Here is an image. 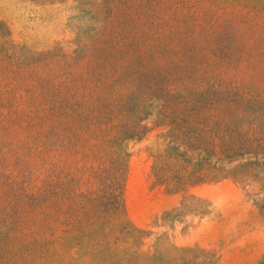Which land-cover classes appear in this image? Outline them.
I'll list each match as a JSON object with an SVG mask.
<instances>
[{
	"label": "trees",
	"instance_id": "obj_1",
	"mask_svg": "<svg viewBox=\"0 0 264 264\" xmlns=\"http://www.w3.org/2000/svg\"><path fill=\"white\" fill-rule=\"evenodd\" d=\"M118 30L112 25L83 56L37 54L30 99L0 85L3 224L109 225L125 209L128 146L150 127L163 129L164 147L152 175L170 193L227 178L264 181L263 93L219 90L197 57L166 56L145 36Z\"/></svg>",
	"mask_w": 264,
	"mask_h": 264
},
{
	"label": "rangeland",
	"instance_id": "obj_2",
	"mask_svg": "<svg viewBox=\"0 0 264 264\" xmlns=\"http://www.w3.org/2000/svg\"><path fill=\"white\" fill-rule=\"evenodd\" d=\"M112 25L166 56L197 57L208 85L264 96V0H0V85L30 99L37 54L83 56ZM162 132L150 127L129 144L125 209L109 225L1 220L0 264H264V181L227 178L170 193L152 175Z\"/></svg>",
	"mask_w": 264,
	"mask_h": 264
}]
</instances>
